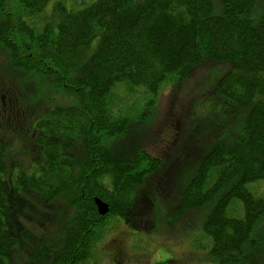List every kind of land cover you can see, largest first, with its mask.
<instances>
[{"label": "trees", "instance_id": "obj_1", "mask_svg": "<svg viewBox=\"0 0 264 264\" xmlns=\"http://www.w3.org/2000/svg\"><path fill=\"white\" fill-rule=\"evenodd\" d=\"M50 1L0 0V106L22 122L0 134V264H91L110 217L153 225L148 203L134 207L163 157L116 146L167 83L207 63L225 67L198 84L206 115L171 126L184 142L164 182L174 161L189 166L167 218L210 204L207 261L264 264V0H56L46 12ZM42 12L40 29L25 19ZM25 200L61 228L31 231Z\"/></svg>", "mask_w": 264, "mask_h": 264}, {"label": "rangeland", "instance_id": "obj_2", "mask_svg": "<svg viewBox=\"0 0 264 264\" xmlns=\"http://www.w3.org/2000/svg\"><path fill=\"white\" fill-rule=\"evenodd\" d=\"M54 1L56 0L49 2L46 12L51 11ZM64 1L71 8L77 5V0ZM42 15L43 12L34 16L25 15V19L40 29L44 23ZM224 67L225 65L222 64L207 63L197 68L187 81L180 84L167 83L161 90L155 108L151 111L148 108L145 110L149 116L152 115V119L137 122L131 136L123 140L120 146H116L118 152L123 149L126 153H130L139 147H145L153 154L163 157L162 166L155 179L151 176L148 178L147 185L139 189V201L137 204L135 203L136 206L134 207L135 213L136 211L138 213L146 212V204L148 203L155 212L156 219L153 225L147 229L139 226L145 230L138 231L135 230V225H144L143 222L131 224L121 217H110L106 226L107 232L96 245L92 257L88 260L89 262L92 264H213L207 261L208 250L199 249V245H208V240L204 238L199 228L209 211L208 206L210 204L203 208L185 211L179 221L171 222L167 218L168 207L170 208L173 202L171 195H174L175 198L178 196L179 188L185 181L183 174L188 171L186 166L189 165L174 167L180 162V159L177 160L178 162L167 161L173 163L169 166L170 179L168 182H164L167 174L165 159L168 160L169 157L173 156L175 151L181 148L183 141L179 134L181 129H178L177 133L175 129L172 132L171 126L177 127L183 116L192 117L194 115L193 118L199 119L206 115L202 105H195L199 82L203 78L209 77L211 69L216 72L217 70L221 71ZM63 99L62 96L57 97L58 101H63ZM140 106L137 105L134 112L141 110ZM3 112L5 118L0 106V119L5 122L4 128H0V134L8 133L22 124L21 121H18L17 111L13 113ZM213 115L216 116V114ZM16 123L19 124L16 126ZM171 142L173 144H170ZM167 144L169 154L166 157L167 152L161 154V150ZM257 189L259 192L263 191L264 184L261 183ZM25 201L31 204L29 201ZM34 214L38 218L35 219ZM27 216L31 222L24 221L23 223L29 226L31 231L37 229L36 223L44 224L45 228L52 232L61 228L58 219L50 218L35 210L33 205L31 209L27 210ZM263 222L259 226V234L260 231L264 230ZM20 261L21 259L17 257L15 264H22L19 263ZM79 264H85V262Z\"/></svg>", "mask_w": 264, "mask_h": 264}, {"label": "water", "instance_id": "obj_3", "mask_svg": "<svg viewBox=\"0 0 264 264\" xmlns=\"http://www.w3.org/2000/svg\"><path fill=\"white\" fill-rule=\"evenodd\" d=\"M95 202H96V204L98 206V210H99V213L101 215H105V214H107L109 212L110 207H109V204L107 202L103 201L99 197L95 198Z\"/></svg>", "mask_w": 264, "mask_h": 264}, {"label": "flooded vegetation", "instance_id": "obj_4", "mask_svg": "<svg viewBox=\"0 0 264 264\" xmlns=\"http://www.w3.org/2000/svg\"><path fill=\"white\" fill-rule=\"evenodd\" d=\"M92 264V263H91Z\"/></svg>", "mask_w": 264, "mask_h": 264}]
</instances>
